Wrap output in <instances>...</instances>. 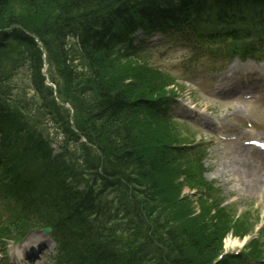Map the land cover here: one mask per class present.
Segmentation results:
<instances>
[{"label": "trees", "instance_id": "trees-1", "mask_svg": "<svg viewBox=\"0 0 264 264\" xmlns=\"http://www.w3.org/2000/svg\"><path fill=\"white\" fill-rule=\"evenodd\" d=\"M140 2L146 4V0H0V173L12 179L6 183L0 178V188L11 196L0 221V237L23 234L34 218L46 220L44 224L59 229L65 238L62 242L60 237L56 264H223L213 262L221 250L217 238L223 229H210L209 223L192 218L188 208L182 210L188 203L180 200L172 183L163 149L167 133L156 130L153 118L141 120L147 115L144 99L158 79L133 71L135 81L125 83L114 65V48L138 22L134 9ZM11 25L30 29L43 43L48 62L62 79L63 91L57 96L66 93L65 101L76 107L81 120L76 128L95 146L100 173L85 144L79 159L52 153L26 115L29 104L23 91L12 107V94L19 91L14 76L27 66L41 114L59 123L66 140L77 139L52 89L42 83L39 49L21 29L4 31ZM71 36L85 62L80 70L69 59ZM134 186L140 198L133 196ZM110 192L118 195L108 198ZM120 205L126 214L131 206L135 211L121 224L113 221ZM161 207V215L153 217V210ZM170 219L176 221L175 228L169 226ZM143 229L148 234H141L142 242L132 240Z\"/></svg>", "mask_w": 264, "mask_h": 264}, {"label": "rangeland", "instance_id": "rangeland-1", "mask_svg": "<svg viewBox=\"0 0 264 264\" xmlns=\"http://www.w3.org/2000/svg\"><path fill=\"white\" fill-rule=\"evenodd\" d=\"M161 39L158 36L152 37L151 45L156 43L157 40ZM151 53V52H150ZM160 53H154L152 55L151 59L145 60V58H139L141 61H148L150 60L152 62H155L156 64H160L164 70L168 71L172 75H175L179 79V81L174 82V90L178 91V95H181V102L184 104H189L191 102L192 104L195 105V108H198L199 110L205 111L206 115L209 117H218V118H226L227 114L231 111V108L233 106H236V112L240 114V116L243 117H248V118H253L256 120H259V117L264 120V113L257 107V103H242V102H232L231 101H226L223 102L220 99L214 98L211 99L209 98L208 95H206V91H200V89L195 87L187 78L182 79V77L178 74V66L181 65L180 63V58L182 55V49L178 46L172 48L169 50L167 53L164 52L162 55H164V58L158 59ZM79 56L78 53H76L75 49H73V58L76 56ZM153 59V60H152ZM113 60L116 64L117 69H121L119 72L121 77L124 79L125 83H127L129 80L133 78L135 72L133 71H138L141 72V68L138 64L137 61L124 58V57H119L116 56V54L113 55ZM79 63V61H77ZM125 69L129 70L128 74L125 73ZM138 69V70H137ZM156 71L154 72L155 77H157L158 70L155 69ZM113 71V70H112ZM123 71V72H122ZM23 70H20L17 75L13 79L14 85H17L19 87L21 83V77L25 75L22 73ZM51 72V71H50ZM114 72V71H113ZM115 72H118L115 70ZM47 74H50L47 72ZM137 76V75H136ZM136 79V78H134ZM157 79H159L157 77ZM159 81V80H157ZM23 85L26 87L27 85V80H23ZM172 87V86H171ZM169 87V88H171ZM22 88V87H21ZM19 88V91H23L24 89ZM34 94L32 91L28 92L29 96H32ZM65 95V96H64ZM63 98L68 96L66 93H64ZM27 101L30 104H33L36 102V98H27ZM180 101L176 104H172L173 111H177L179 114L187 112V109L184 108ZM235 103V104H233ZM239 105V106H237ZM68 112L73 115V108L63 105ZM35 108H33L34 110ZM260 114V116L257 114ZM176 112V113H177ZM37 120H38V126L40 129L43 131V134L48 138L50 142H52V147L55 150V152L58 150V146L56 144L61 145L62 144V136L58 132L57 128L55 125L51 122L48 121L45 116H39L37 115ZM78 121V118L75 117L74 114V121ZM71 125V121H70ZM199 135V134H198ZM203 138V140H206V143L210 145L209 152L207 155V159L205 161L206 166L208 167V171L206 174L207 179L211 177H216V181L220 182L222 185L220 186L222 188V192L224 195V198L226 199L225 201L227 202H236L238 204V210L244 209L247 206H250V204L253 206V210H257L259 212V217H260V225L258 224L255 227V231L253 232V236L247 235L243 237V231L246 232V230L250 228V222L249 225L247 221L238 219L235 224L231 225L228 224L226 221L230 220L228 218V215L225 213V211L219 210V211H214L215 215H213V211L207 209L208 206L204 205V208H202L201 200H200V195L197 192H194V190H190L186 187H183L182 190L179 192L178 195L181 196L180 200L181 201H186L188 204L182 205V210L186 211L187 208L192 212L191 217H197L200 223H209L206 226H211L216 227L217 230L223 229L224 233L221 234V238H217L219 241V244L222 247V261L223 264L225 261H230V264H235L233 261H231V256L232 254H235L236 252L241 253L243 250H255L258 252V256L260 257L262 255V251L264 250V180L259 179L257 181H262L261 185L259 186L258 183V188H256L254 191H246L245 188H240V181L238 176H233L232 172L226 170L223 161H224V156H226V152L228 151L231 155L234 153V145L232 143H219L216 139L215 141L212 140L211 136L203 133L200 134ZM54 141V142H53ZM72 145H70V148ZM74 147V146H73ZM72 147V148H73ZM264 167H256L252 168L251 170H254L253 173H256V171H259L261 175L264 176ZM223 175H228V177H225ZM255 208V209H254ZM175 220H172L169 223V226L175 228ZM213 224V226H212ZM249 226V228H248ZM261 227L263 229L262 232H260V229L256 230V228ZM218 230V231H219ZM247 230V231H248ZM32 236L35 237L36 240L41 239L43 241L44 247H48L44 249V252H49V249H51L52 242L49 240V237L46 236V234L42 233L41 231H34L31 234ZM260 235V239L262 240L261 242L254 243V236ZM242 236V237H241ZM13 242L8 241L4 245V251L10 250V246L12 245ZM35 244H33L34 246ZM50 246V247H49ZM4 253V252H3ZM1 253V255L3 254ZM52 253V252H51ZM238 254V253H237ZM255 254V253H254ZM46 259H49L47 256ZM49 259L48 261H50ZM46 263V262H44ZM41 264V263H40ZM237 264V263H236Z\"/></svg>", "mask_w": 264, "mask_h": 264}, {"label": "bare ground", "instance_id": "bare-ground-1", "mask_svg": "<svg viewBox=\"0 0 264 264\" xmlns=\"http://www.w3.org/2000/svg\"><path fill=\"white\" fill-rule=\"evenodd\" d=\"M245 186H246L248 189H251V190H253V186H252V184H251V183H247V184H245Z\"/></svg>", "mask_w": 264, "mask_h": 264}]
</instances>
